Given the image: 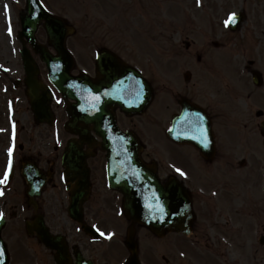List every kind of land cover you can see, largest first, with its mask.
Segmentation results:
<instances>
[{
  "label": "flooded vegetation",
  "instance_id": "1",
  "mask_svg": "<svg viewBox=\"0 0 264 264\" xmlns=\"http://www.w3.org/2000/svg\"><path fill=\"white\" fill-rule=\"evenodd\" d=\"M85 67L88 75L94 78V69L92 71L89 65ZM252 72L248 68L246 78L238 80V93L241 95L231 93L229 97L226 94L222 107L215 104L208 106L216 126L213 157L202 158L190 149L198 157L195 178L180 177L179 180L186 186L191 200V218L186 224H178L177 231L165 227L159 235L147 228L137 227L135 237L143 241L139 244L138 256L144 264H264V75L260 73L262 79L254 82ZM15 89L20 94L15 95V104L11 103V115L6 113L9 117H5V122L0 121V181H3L0 182V213H3L0 255L3 257L6 250V264H55V251L43 245L34 233L36 214H42L47 221L43 211L44 202L48 200L45 195L52 196L56 191L65 199L72 195L66 186L61 185L66 182L58 160L57 145L44 159L36 150V119L26 97V87L17 84ZM2 115L0 112V118ZM234 117L241 119V122L235 121V132L230 127ZM124 123L134 126L131 121ZM221 125L228 126L230 135L223 131ZM241 131L240 139L233 141L232 135L236 137ZM84 147L87 149V145ZM9 149L12 150L11 157ZM93 151L91 158H96V150ZM95 167L92 162L91 165L89 163L90 196L104 191L102 182L97 180L99 184H96V175H93L95 171L102 172L101 165L99 169ZM247 183H250L252 191ZM48 187L52 188L51 192L47 191ZM72 194L75 200L80 197L77 191ZM48 203L44 205L45 209ZM95 209L89 204L83 207L84 213H93ZM56 215H64L63 206ZM65 223H69L75 231V222L66 218ZM103 226L95 223L99 232ZM49 229L51 233H56L51 227ZM3 230L6 236L2 235ZM10 231L18 233L21 238L18 234L9 237ZM61 235L70 264L74 263L77 250L93 264H121L129 254L124 248L117 262H112L115 256L111 260L99 259L95 251L89 250L93 243L88 239L72 238L75 232ZM2 261L0 264H4Z\"/></svg>",
  "mask_w": 264,
  "mask_h": 264
},
{
  "label": "rangeland",
  "instance_id": "2",
  "mask_svg": "<svg viewBox=\"0 0 264 264\" xmlns=\"http://www.w3.org/2000/svg\"><path fill=\"white\" fill-rule=\"evenodd\" d=\"M41 1L49 11L65 17L68 23L75 27L76 31L74 35L68 40V48L76 59L78 69L81 68V65L84 66V57L87 55L91 56L97 46L101 45L114 48L119 45L126 47L127 50L132 49L137 55L149 53L155 59H160L156 60L157 62L155 61V65L153 64V66H156L153 70V75L150 73L155 83H157L160 81L159 79H162V81L165 80V78L160 77L164 73L169 77V73L166 71L169 70V67L176 68L175 71L179 75L181 71L183 72L186 66L182 69L179 67L182 60H184L181 53L186 55L194 53L193 55L195 56L200 49V69L204 68L209 70V72H213L212 76H217V80L221 81L220 74L223 73L225 67H228V64L236 71L238 67L240 68L241 65L246 63L247 59H261L259 57H263L261 54H264V37L262 35L264 29V0ZM178 5L181 7V12L177 7ZM23 8L24 0H0L1 83H3L7 76L15 79L19 78L21 74V62L18 51L20 44L17 40V32L20 30L18 14ZM240 10L243 11L245 17L240 29L235 32L228 31L226 26L227 17L231 13H236ZM182 33L189 34V38H186V40L188 42L190 41V44L192 42L194 43V48L191 44L188 52L185 51L183 45L186 41L180 44V36L185 37ZM36 36L40 42H45V32L41 26L38 27ZM191 40L193 41L191 42ZM213 41L219 42V44L214 46ZM197 47L199 49H196ZM165 56H167L166 59ZM171 58L172 60H170ZM213 58L215 61L220 60L221 62H213ZM186 59H188V56H186ZM36 62L39 66H43L38 56H36ZM256 65L257 68L261 67L258 63ZM251 68L257 69L254 63ZM222 77L224 81L222 83L225 84L228 81L227 77ZM172 90L176 91L175 88ZM207 90V88L205 90L204 88H198L192 91L194 94L192 97H196V92L199 91L201 94L204 92V96L212 95L211 93L205 92ZM166 91L162 96L169 94L170 98H172L170 90ZM188 94L190 95L191 93L189 92ZM169 96H167V100L172 104H169L170 115L174 104L170 101ZM1 107L0 105V110ZM154 108L157 109L158 115L164 112L163 108H159L158 105H153L146 115L141 118H134L137 130L145 134V138H143L147 145L146 151H144L145 156L148 158V156L152 155L160 163V168H163L160 170L161 174L162 170L164 172L170 171L180 174L182 173L181 169L183 164L186 166V170L188 169L187 171L191 175H194V167L191 161L186 159L181 153L185 151L189 152V148L176 149L168 144L167 139L165 140L163 138L160 129L165 128L169 115L167 117L156 118L154 112H152ZM0 121L5 122V119L1 117ZM151 121L156 122L152 123ZM227 127L222 126V129L230 135ZM60 133L61 135L59 137L64 139V133ZM157 133L161 136L158 137ZM154 135L159 140L162 139L161 141L163 143L165 142L162 144V147L158 146L161 154L154 150L152 142ZM232 139L234 141L236 138L232 135ZM154 140L157 141L155 138ZM52 146L53 139L50 137L49 127L36 125V150L40 153L42 159L50 155ZM167 154L174 158V162L173 160L167 161V159H164ZM101 162V157L99 161L97 159L93 160V164L98 167L101 165ZM166 164L168 168L164 167ZM98 167H95V169ZM178 169L179 171H177ZM214 173L215 175L219 174ZM94 180L96 184H99L96 176ZM232 184L231 180L230 185L232 186ZM246 185L251 191L253 190L250 187V183ZM47 191L51 192L52 189L49 188ZM45 198L46 200L48 199L46 203L49 202L46 211H50L55 222L60 217L55 215L54 211L56 213L60 212L63 200L57 191L52 196L45 195ZM111 201L112 198L107 197L104 191L101 190V193H93L91 203L100 214L103 211V207L110 205ZM93 215H96V212ZM49 218L53 224L52 218L50 216ZM123 225L124 223L122 221L117 229L121 230V226ZM67 226L70 229L73 228L69 223H67ZM17 234L14 233V235ZM18 237L21 238V235L18 234ZM105 243H94L90 247V250L95 251V255H98L99 259L110 260L107 251L110 248L118 247V245L116 243L105 245Z\"/></svg>",
  "mask_w": 264,
  "mask_h": 264
},
{
  "label": "water",
  "instance_id": "3",
  "mask_svg": "<svg viewBox=\"0 0 264 264\" xmlns=\"http://www.w3.org/2000/svg\"><path fill=\"white\" fill-rule=\"evenodd\" d=\"M26 13L22 14V32L21 36H25L29 41L34 44L33 32L40 22L44 20V27L46 29L48 43L51 44L56 52V56H52L45 47L36 43V51H39L41 58L46 62L49 68V76L55 83L58 89L64 96H68L76 99V105L68 111L71 121L69 126L75 132H78L81 138L87 137L86 125L88 122L93 123V129L102 137V148L107 151L108 161V175L111 186L118 188L124 194L125 209L128 214L143 224L157 228L158 224H164L165 219L159 222L161 218V211L164 212L163 218H168L167 224L174 225L180 221L182 212H186L189 209V200L181 188L178 189V195L173 196L172 190L175 191V184H169L167 187H162L158 177L154 171V168L145 165L140 158L141 147L137 139L130 134H122L115 128L114 117L110 111V107L116 102L120 103L122 107L127 110L128 105L123 104L122 101L115 98V93L107 94V88L112 86L114 81L113 76H109L107 79V85L94 84L91 85L94 92L101 97V101L98 100L94 106V109H90L88 112L83 111L82 108V96L80 92V86L77 85L76 91L72 92L68 87V82L72 79L88 83L83 77H71L69 74L70 69L73 66L72 59L68 51L64 48V40L67 33L71 32V29L67 27L62 20L49 15L39 5L37 0H26ZM23 59L25 62L27 72V82L31 89L30 96L32 98L36 116L39 118L43 115V118H48V102L49 95L39 89L38 82L35 81L34 70L32 60L28 54V51L24 48ZM111 55V54H110ZM107 52H101L100 58L97 61L98 71L101 74L111 70V65L116 66L117 62ZM32 63V64H31ZM121 85L118 83V86ZM130 106V105H129ZM142 106V103H141ZM131 108V106H130ZM141 108V107H140ZM41 119V118H39ZM173 130L176 128V123L179 122V118L175 119ZM172 134V133H171ZM170 137L179 140L182 135L177 138L174 135ZM203 135V134H202ZM201 135L200 141L198 139L195 144L199 145L204 140ZM199 136V135H198ZM199 138V137H198ZM75 153V144L70 145L68 155L66 156V164L71 167V163L78 161L80 181L78 182L80 196H86L88 190V172L84 169L82 158H73ZM76 205V201H75ZM37 234L41 240L50 247L58 249L57 259L60 260V264H66L68 262L66 257L65 248L56 244L54 238L49 236L43 227L38 222L36 227ZM134 263V259L132 261ZM131 264V263H129Z\"/></svg>",
  "mask_w": 264,
  "mask_h": 264
},
{
  "label": "snow or ice",
  "instance_id": "4",
  "mask_svg": "<svg viewBox=\"0 0 264 264\" xmlns=\"http://www.w3.org/2000/svg\"><path fill=\"white\" fill-rule=\"evenodd\" d=\"M7 7V6H6ZM235 13H231L230 15H229V21H234V18H235ZM226 23H227V21H226ZM9 31H11V29H9ZM11 149H9V156L11 157ZM11 166V159L9 160V167ZM177 171H179V169L177 170ZM7 179V173H5V180ZM0 182H3V181H0ZM2 216H3V213H0V218H2ZM101 235H104L103 233H101ZM0 254H2V253H0Z\"/></svg>",
  "mask_w": 264,
  "mask_h": 264
}]
</instances>
